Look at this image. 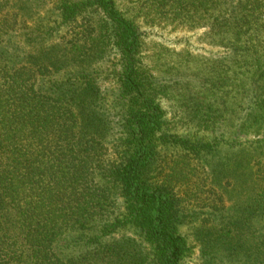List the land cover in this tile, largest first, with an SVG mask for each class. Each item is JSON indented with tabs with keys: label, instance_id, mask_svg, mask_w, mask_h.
Listing matches in <instances>:
<instances>
[{
	"label": "trees",
	"instance_id": "obj_1",
	"mask_svg": "<svg viewBox=\"0 0 264 264\" xmlns=\"http://www.w3.org/2000/svg\"><path fill=\"white\" fill-rule=\"evenodd\" d=\"M129 3L0 0V264H264V0ZM162 23L223 54L149 61Z\"/></svg>",
	"mask_w": 264,
	"mask_h": 264
},
{
	"label": "rangeland",
	"instance_id": "obj_2",
	"mask_svg": "<svg viewBox=\"0 0 264 264\" xmlns=\"http://www.w3.org/2000/svg\"><path fill=\"white\" fill-rule=\"evenodd\" d=\"M117 1L122 7H126V4H131L129 0ZM142 28L146 34L145 41L148 46V53L144 56H154L149 61L159 60V62L166 65L168 70L181 64H192L196 66L195 62L198 60L201 61L204 58L221 56L223 54L221 49L212 47L202 41V36L205 32L203 29L190 30L185 27L170 25L169 23H162V25L154 27L142 26ZM166 78L167 80H171L172 78L174 80L176 79L173 75H167ZM113 87L112 90L115 91V86ZM177 99L168 97L160 100L167 125L171 130L170 133L176 136H183L190 133L195 134L194 138H196L198 129L191 128V130H187L184 122H179L180 118L186 116V111L183 105H179L180 103L177 104L179 101ZM251 139L253 140L255 138L252 137ZM182 232L188 237L182 264H204L200 256L199 247L190 236L191 231L188 227H183Z\"/></svg>",
	"mask_w": 264,
	"mask_h": 264
}]
</instances>
